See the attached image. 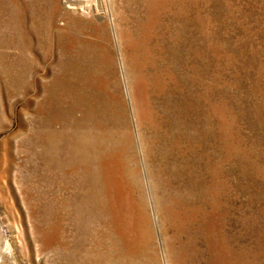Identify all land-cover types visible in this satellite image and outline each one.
<instances>
[{
	"label": "rangeland",
	"instance_id": "obj_1",
	"mask_svg": "<svg viewBox=\"0 0 264 264\" xmlns=\"http://www.w3.org/2000/svg\"><path fill=\"white\" fill-rule=\"evenodd\" d=\"M0 264H264V0H0Z\"/></svg>",
	"mask_w": 264,
	"mask_h": 264
}]
</instances>
